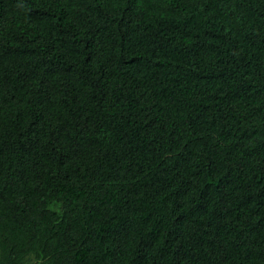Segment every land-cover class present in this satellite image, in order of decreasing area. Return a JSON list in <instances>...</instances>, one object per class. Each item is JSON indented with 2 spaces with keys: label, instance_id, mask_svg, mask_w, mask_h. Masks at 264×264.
Instances as JSON below:
<instances>
[{
  "label": "trees",
  "instance_id": "16d2710c",
  "mask_svg": "<svg viewBox=\"0 0 264 264\" xmlns=\"http://www.w3.org/2000/svg\"><path fill=\"white\" fill-rule=\"evenodd\" d=\"M0 264H264V0H0Z\"/></svg>",
  "mask_w": 264,
  "mask_h": 264
}]
</instances>
